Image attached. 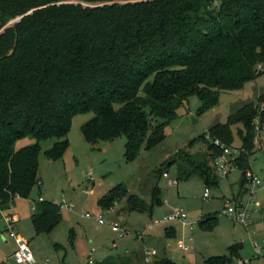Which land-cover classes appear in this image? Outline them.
Instances as JSON below:
<instances>
[{"label":"trees","instance_id":"trees-1","mask_svg":"<svg viewBox=\"0 0 264 264\" xmlns=\"http://www.w3.org/2000/svg\"><path fill=\"white\" fill-rule=\"evenodd\" d=\"M2 29L4 208L16 196L28 198L39 184L40 142L54 140L46 156L63 159L75 117L94 115L82 126L90 144L125 137V157L134 161L143 149L165 141L166 126L189 98L197 96L199 113H205L219 104L221 92L241 90L264 74V0H0ZM261 103L264 93L232 112L227 123L209 129L207 154L191 157L207 186L217 184L211 163L222 150L215 141L231 147L235 127L242 139L238 168L244 178L251 156L246 151L256 148L254 121ZM26 137L37 143L17 150V141ZM124 198L129 212L153 211L162 202L154 191L150 207L121 184L99 203L112 209ZM31 221L36 235L51 234L62 222L60 207L37 202ZM216 221L201 225L214 227ZM241 249L232 246L229 256L201 264H234ZM149 264L175 263L162 258Z\"/></svg>","mask_w":264,"mask_h":264},{"label":"rangeland","instance_id":"rangeland-1","mask_svg":"<svg viewBox=\"0 0 264 264\" xmlns=\"http://www.w3.org/2000/svg\"><path fill=\"white\" fill-rule=\"evenodd\" d=\"M262 93L264 74L241 90L221 92L219 104L205 113H199L201 102L197 96L189 98L178 110L176 120L166 126L165 141L153 149H143L134 161L125 157V137L96 145L86 142L82 126L93 118L92 113L73 119L68 136L70 145L63 159L50 161L46 156L54 140L40 142V182L28 198L17 200L15 208L21 220L18 233L29 242L36 264H88L90 260L94 264H149L169 257L174 258L171 260L175 264H201L210 257L229 256L230 248L236 245L242 246L241 260L264 264V188L254 191V201L249 206L253 224L246 228L222 213L228 200L232 203L240 199L245 203L249 201L245 191L253 186L246 184L245 177L242 179V172L234 170L223 177L211 163L217 184L207 186L191 164V157L207 154L208 143L204 138L210 139L209 129L218 123H227L232 112L255 101ZM255 132L259 133L261 148L254 145L256 148L246 153L251 154L249 163L254 175L261 177L264 122L261 132L256 128ZM36 143L34 138L26 137L17 141L16 149ZM230 148L239 149L243 154L242 139L236 127ZM179 152L182 157H177ZM172 161L175 162L171 164ZM165 172L170 179L178 181L177 186H170L168 179L163 177ZM121 184L130 195L137 196L150 207L154 204V191L162 202L155 204L153 211L143 213L129 212L127 198L112 209H104L100 200ZM207 188L209 198L204 197ZM40 198L60 207L62 222L51 234L36 235L31 221L33 202H39ZM177 210L187 215L185 223L167 221ZM100 217L104 224L99 223ZM210 218H217L216 226L201 225ZM114 223H120L125 237L113 232ZM5 230V219L0 212V233ZM3 240H0V264H17L13 259L14 243L5 244ZM254 244L258 245L261 255L256 254ZM182 245L194 249L180 250ZM147 253L152 254L149 261ZM130 258L133 261L128 263Z\"/></svg>","mask_w":264,"mask_h":264},{"label":"built area","instance_id":"built-area-1","mask_svg":"<svg viewBox=\"0 0 264 264\" xmlns=\"http://www.w3.org/2000/svg\"><path fill=\"white\" fill-rule=\"evenodd\" d=\"M264 116V103L259 104L258 107V115L255 118L254 125L257 132H261V124L262 118ZM259 133L255 135V145L259 147ZM215 145L222 150V155L216 158L212 165L216 169L217 173L220 176H228L232 171L239 170L237 161L242 155V152L239 149H233L230 147H226L221 141L216 140ZM257 147V148H258ZM261 148V146L259 147ZM165 179H168L170 186H177L178 181L170 179L168 172L163 174ZM245 181L246 184L252 185L253 189H247V194H249V201L245 203L243 199L240 200H228L227 204L223 210V215L230 216L236 221L237 223L241 224L242 226L249 228L253 223L250 218V211L249 206L254 201V191L257 188H264V172L261 177L254 175V170L249 163V167L245 172ZM205 198L210 197V190L207 188L204 194ZM20 199L19 196L14 198V203H11L8 208H4L1 200H0V212L4 216L5 223H6V230L3 233H0V240L3 239H12L17 245V249L13 254V259L16 261L17 264H36V259L33 255V252L29 246V242L24 239L17 230V224L19 222V218L15 213V203L17 200ZM40 202L43 201L42 198L39 200ZM32 210H36V206H32ZM187 215L184 213L183 210H177L172 216H170L167 221H179L185 223ZM100 224H104L105 221L102 217L98 219ZM113 232L119 234L120 237H125L124 231L122 230L120 223H114L112 226ZM190 241H193L191 238ZM254 248L256 250L257 255H261V251L258 248L257 244H254ZM181 249L184 251H190L193 249L192 246L182 245ZM94 251V250H93ZM152 256L151 253L146 254V259L149 261V258ZM88 264H94L92 260L88 261ZM234 264H249V261L244 260H236Z\"/></svg>","mask_w":264,"mask_h":264},{"label":"crops","instance_id":"crops-1","mask_svg":"<svg viewBox=\"0 0 264 264\" xmlns=\"http://www.w3.org/2000/svg\"><path fill=\"white\" fill-rule=\"evenodd\" d=\"M251 167H252V166H251ZM263 172H264V171H263ZM41 185H42V183H41ZM240 191H241V190H240ZM239 193H240V192H239ZM238 195H239V194H238ZM21 199H22V198H21ZM42 199H43V198H42ZM43 201H45V200H43ZM39 202H40V201H39ZM36 203H37V202L34 201V202H33V205L36 206ZM16 204H17V202L15 203V208H16ZM16 215H17V214H16ZM17 217L19 218L18 215H17ZM31 217H32V216H31ZM20 221H21V220H20V218H19V222H18V224L20 223ZM18 224H17V230L19 229V228H18ZM3 241H4L5 244L10 243V241L13 242L14 245H15V248H14V253H15V251H16V249H17V245H16V243L14 242V240H12V239H4ZM192 247H193V246H192ZM179 249L181 250V247H180ZM193 249H194V247H193ZM193 249H192V250H193ZM14 253H13V254H14ZM146 258H147V257H146ZM169 258H170V260H171V259H172V260L174 259L173 257H169ZM159 259H160V258H159ZM161 259H162V258H161ZM156 260H157V259H156ZM204 260H205V259H204ZM127 261H128V263H131V262L133 261V259L130 258V259H127ZM152 262H153V261H152ZM152 262H149V263H152Z\"/></svg>","mask_w":264,"mask_h":264}]
</instances>
